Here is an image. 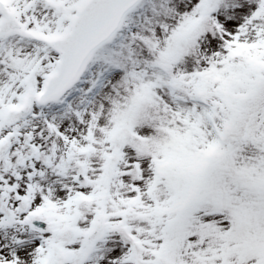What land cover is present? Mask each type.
Returning <instances> with one entry per match:
<instances>
[{
  "label": "snow or ice",
  "instance_id": "6c2138e0",
  "mask_svg": "<svg viewBox=\"0 0 264 264\" xmlns=\"http://www.w3.org/2000/svg\"><path fill=\"white\" fill-rule=\"evenodd\" d=\"M0 264H264V0H0Z\"/></svg>",
  "mask_w": 264,
  "mask_h": 264
}]
</instances>
